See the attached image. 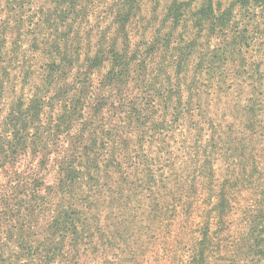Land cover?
I'll use <instances>...</instances> for the list:
<instances>
[{
    "label": "trees",
    "instance_id": "trees-1",
    "mask_svg": "<svg viewBox=\"0 0 264 264\" xmlns=\"http://www.w3.org/2000/svg\"><path fill=\"white\" fill-rule=\"evenodd\" d=\"M0 1L9 9L17 2H39ZM49 1L65 2V15L91 2ZM238 3L243 21L232 7L222 12L211 0L194 11L184 4L170 7L167 17L175 25L190 15L197 28L172 62L181 67L178 90L164 84L152 90L154 55L129 52L130 22L121 14L133 6L125 5L114 21L122 52L113 46L108 55L88 57V72L78 78L76 55L68 61L61 53L69 37L51 45L45 37L34 40L57 52L28 103H13L8 110L6 80L13 69L7 35L13 21L7 17L0 27V264H140V254L123 245L106 222L114 217L124 227L123 217L137 221L128 210L138 207L155 214L158 226L175 225L180 210L181 221H188L202 200L200 192L203 219L181 264H264V184L258 186L264 177V48L257 49L264 0ZM203 33L212 35V44L204 43ZM194 53V77L188 81ZM106 62L109 70L96 93L91 75ZM160 108L171 109L176 119L159 121ZM174 123L181 133V177L174 161L152 158L148 147ZM220 161L225 166L219 176ZM251 188L261 191V199L242 237L248 243L241 257H228V219L238 193ZM135 203L141 205L136 209Z\"/></svg>",
    "mask_w": 264,
    "mask_h": 264
},
{
    "label": "rangeland",
    "instance_id": "rangeland-1",
    "mask_svg": "<svg viewBox=\"0 0 264 264\" xmlns=\"http://www.w3.org/2000/svg\"><path fill=\"white\" fill-rule=\"evenodd\" d=\"M215 9L224 12L232 7L237 14L236 20H245L244 12H238V0H211ZM184 4L189 10L200 9L205 0H141V2H118V0H91V2H82V10L75 14L65 15L62 13L65 2H50L49 0H39V2H17L9 9L6 2L0 1V27L10 16L12 19V33L7 35L8 48L11 51L12 75L11 80H6V104L5 109L8 110L13 103L25 102L33 96L36 88L42 84L44 76V68L49 63L51 54L57 52L56 46L51 48H39L35 45L34 40L38 38H47L49 45L59 39L65 40L69 37L67 46L62 48L61 53L65 59L70 61L72 54L76 55L77 62L74 68L73 76L78 78L79 74L88 72L87 59L94 56L97 52L108 55L112 49L116 52H122L123 45L120 37L116 35V26L114 21L120 16V10L133 6L129 12L124 11L121 17L128 18L130 22L129 36L130 48L129 52H147L148 55L153 53L154 75L156 79L152 80V90H156L159 84H164L172 89L181 88V67L175 68L172 62L177 61L181 57V49L184 43L190 38L189 42L194 38L197 28L192 25V17L187 18L175 25L167 16L170 7L174 4ZM8 7V9H7ZM12 13V15H11ZM239 13V14H238ZM12 16V17H11ZM16 16V18H15ZM247 19V18H246ZM15 20V23H14ZM254 26H256L254 24ZM253 26V27H254ZM260 26V24H259ZM23 30L22 35L19 31ZM259 37L261 38L258 51L264 46V24L259 28ZM207 35V33H203ZM211 34L203 38L204 43L212 44ZM198 44L202 41L201 35L197 36ZM115 44V45H114ZM197 44V45H198ZM194 46H196L194 44ZM197 48V47H196ZM195 48V49H196ZM195 52V51H194ZM195 54V53H194ZM180 56V57H179ZM197 55L190 57L188 63V72L191 80L194 77L193 70L197 63ZM17 64H19L17 66ZM82 66L83 68H81ZM109 64L106 62L100 69L92 72L91 81L94 84L95 92L101 91V82L108 73ZM29 72L26 76L24 73ZM158 73L156 74V72ZM178 72V73H177ZM26 76V78H23ZM183 76V75H182ZM178 96V95H177ZM174 96V99H177ZM160 98V93L158 95ZM211 112L215 114L216 106H209ZM159 121H167L171 123L173 119V111L171 109L164 110L160 108ZM164 110V111H162ZM59 113V111H56ZM55 113V114H56ZM110 116L113 112L109 113ZM114 119V118H112ZM231 119V118H229ZM114 123V121H113ZM116 123H114L115 125ZM76 130H81L76 127ZM178 130V131H177ZM177 124H172L169 131L164 132V136L159 141L148 146L150 155L154 159L160 156L176 165L181 177V133ZM172 149L170 150V147ZM224 162L220 161L216 165L219 176L223 173ZM264 167V161L263 166ZM168 170V169H167ZM264 172V171H263ZM264 176V173H263ZM264 184V177L259 184ZM204 193L200 192L199 197L203 200ZM261 191L257 189H243L238 193L236 205L231 217L228 219V231L225 237L228 257H241L248 242L244 241L245 234L249 230V220H253V213L258 211ZM197 205L192 217L188 221H181V210L178 211L180 216L176 219L175 225L163 224L158 226L154 224L155 214L146 213L140 203H135V209L128 210V214L137 216L139 220L130 221L123 217L122 222H126L124 227L119 225V221L112 217L109 219L108 227L120 234V240L127 248L131 247L138 252L141 257L140 264H181L183 254L187 244H190V237L194 231L200 227L203 216L200 206ZM152 206L151 201L148 204ZM149 206V207H150ZM152 218V219H150ZM141 220V221H140ZM189 223V226L186 224ZM223 260L225 257H220ZM124 259V258H123ZM90 263H94V257L89 258ZM100 262H103L101 259ZM131 264V263H126Z\"/></svg>",
    "mask_w": 264,
    "mask_h": 264
}]
</instances>
